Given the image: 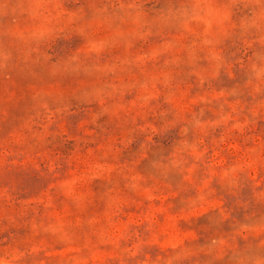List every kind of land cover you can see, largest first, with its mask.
<instances>
[{
    "label": "rangeland",
    "instance_id": "374dc122",
    "mask_svg": "<svg viewBox=\"0 0 264 264\" xmlns=\"http://www.w3.org/2000/svg\"><path fill=\"white\" fill-rule=\"evenodd\" d=\"M0 264H264V0H0Z\"/></svg>",
    "mask_w": 264,
    "mask_h": 264
}]
</instances>
